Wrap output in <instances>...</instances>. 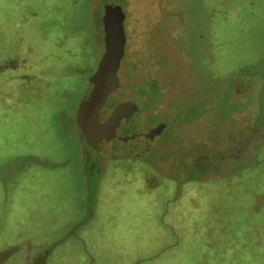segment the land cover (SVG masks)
<instances>
[{
	"label": "rangeland",
	"instance_id": "1",
	"mask_svg": "<svg viewBox=\"0 0 264 264\" xmlns=\"http://www.w3.org/2000/svg\"><path fill=\"white\" fill-rule=\"evenodd\" d=\"M101 1L0 0V264H264V0H131L164 83L130 124L167 122L148 159L77 126Z\"/></svg>",
	"mask_w": 264,
	"mask_h": 264
},
{
	"label": "water",
	"instance_id": "2",
	"mask_svg": "<svg viewBox=\"0 0 264 264\" xmlns=\"http://www.w3.org/2000/svg\"><path fill=\"white\" fill-rule=\"evenodd\" d=\"M104 18L107 21L106 40L110 49L104 56L99 70L92 77L95 87L81 105L78 122L86 143L96 151L113 158L148 159L154 137L163 131L161 126L128 136L117 134V129L126 124L138 110L133 102H122L106 120L102 121L100 118V110L110 93L121 85H127L123 77L128 78L119 71L126 46L124 12L120 6H112L111 13H106Z\"/></svg>",
	"mask_w": 264,
	"mask_h": 264
},
{
	"label": "flooded vegetation",
	"instance_id": "3",
	"mask_svg": "<svg viewBox=\"0 0 264 264\" xmlns=\"http://www.w3.org/2000/svg\"><path fill=\"white\" fill-rule=\"evenodd\" d=\"M110 2H108V1L102 2L101 1V2L97 3V4H99V10H100L99 13L97 14L98 21H102L101 24L103 26L104 52L102 54V58H100V60H99V63H98L99 65H97V70L95 71L94 75L99 70L101 62L104 59V56L106 55V53L110 49V45L107 44L108 42L106 40V30H107V28H106L107 23L106 22L107 21L104 20L105 19L104 18L105 6H107V4H114L113 6H120L122 8L124 15H125V19L123 21L124 26H125V32H126V26H127L126 21H129V23H131V20L133 21L136 17V16H134V13L131 11V9H134V8L135 9H141V6H139V7L134 6V5L139 4L137 2L130 5L131 0H113V1L110 0ZM129 5L132 7L129 8L130 7ZM144 6H146L145 3H144ZM150 11H151V9H148L146 11L145 18L149 19V16H151ZM125 35H126L125 55H124V58H123V61L121 63L119 71L122 75L123 74L127 75L131 82H126L127 86L121 85L116 90H114L112 93H110V95L108 96L104 106L100 110V118L102 121L106 120L113 113V111L116 109V107L119 106L122 102H125V101L133 102L138 107V110L133 113V115L130 117L129 121L126 124H124L123 126H120L117 129V134L119 136H128V135H132L135 133L148 132L157 126H161L163 131L154 137V139L150 145V149H151V146L154 144L155 140L160 135H162L164 133V131L167 129V122H165L162 119H158L155 122H151L152 125H150L147 129L137 128L133 131L130 128V124L132 123L131 122L132 119L135 120V119H138L139 117L140 118L146 117V118H152L153 119V118H157L159 116V114H162L163 104H161V101H162L161 97H162L163 91H164V83L157 73L154 76L151 75V74H153L151 69L156 67V70H159L161 65H160L158 56H156V58H155V55H152L150 52H148L146 55H144V53L141 55V54H139V52H137L134 49L132 51H130L128 49V44H129L128 39L129 38L127 36V33ZM147 38H148V36H147ZM107 45H108V47H107ZM156 46L159 48L160 44H157ZM161 55L163 57H165L164 53H162ZM92 77H91V89H90L91 91H89L87 98L85 100H87L89 98L92 90L95 87V84H94V81L92 80ZM152 81L157 82V85H158V88L156 89L155 93H154L153 89L150 87V84ZM121 90L126 91L127 94L119 93L120 94L119 95L118 92ZM129 90H132V92L129 93ZM82 103H81V105H82ZM81 105L79 107L78 114H77V126H78V129L80 130L81 134L83 135L81 127H80L79 122H78V117H79ZM142 114H144V115L141 116ZM144 124H142V125H144ZM122 129H124V131H121Z\"/></svg>",
	"mask_w": 264,
	"mask_h": 264
},
{
	"label": "trees",
	"instance_id": "4",
	"mask_svg": "<svg viewBox=\"0 0 264 264\" xmlns=\"http://www.w3.org/2000/svg\"><path fill=\"white\" fill-rule=\"evenodd\" d=\"M96 22L97 23L95 25L97 26V29H98L97 33L99 34V40H100V42H103L104 33L102 31H100V28H99L100 24L102 23V21H96ZM150 87L153 89V91L155 93L156 89L158 88L157 82H153L152 81L151 84H150ZM82 139H83L84 143L86 144L85 138L83 137V135H82Z\"/></svg>",
	"mask_w": 264,
	"mask_h": 264
}]
</instances>
